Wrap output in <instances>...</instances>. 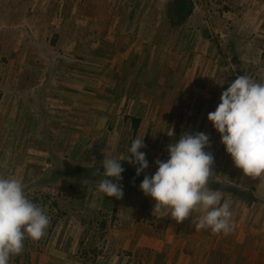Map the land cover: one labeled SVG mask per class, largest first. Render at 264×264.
Returning <instances> with one entry per match:
<instances>
[{"label": "rangeland", "instance_id": "obj_1", "mask_svg": "<svg viewBox=\"0 0 264 264\" xmlns=\"http://www.w3.org/2000/svg\"><path fill=\"white\" fill-rule=\"evenodd\" d=\"M176 1L0 0V176L20 180L50 217L10 264H152L144 244L166 217L152 214L142 181L122 179L116 200L74 169L126 160L139 137L151 176L185 132L209 135L210 187L235 200V227L219 235L264 244L252 229L264 227V178L234 167L207 119L238 75L264 83V0H189L181 26ZM226 187L263 207L246 209Z\"/></svg>", "mask_w": 264, "mask_h": 264}, {"label": "clouds", "instance_id": "obj_2", "mask_svg": "<svg viewBox=\"0 0 264 264\" xmlns=\"http://www.w3.org/2000/svg\"><path fill=\"white\" fill-rule=\"evenodd\" d=\"M208 121L220 136V142L243 176L264 178V83L248 75H238L221 93L220 103L208 113ZM144 138L137 137L128 149L126 160L104 156L99 169L97 190L109 198L123 197L121 161H127L140 176L148 167ZM210 137L203 132H185L178 142L167 147L168 159L155 161L157 170L145 176L140 190L154 201L153 213L170 216L182 223L200 213L197 229L228 235L233 231L232 211L224 193L210 187L214 176V155ZM50 217L45 208L28 198L23 183L0 176V264H10L24 251L25 241L37 242L45 235Z\"/></svg>", "mask_w": 264, "mask_h": 264}, {"label": "crops", "instance_id": "obj_3", "mask_svg": "<svg viewBox=\"0 0 264 264\" xmlns=\"http://www.w3.org/2000/svg\"><path fill=\"white\" fill-rule=\"evenodd\" d=\"M228 198H230L228 201L233 208L236 205L234 204L235 200L232 197ZM226 199L223 198L221 203ZM251 204L253 205H251V209L255 206H258V209L263 207L259 200ZM242 206L244 207V205ZM242 206H239V210L243 209ZM245 206L247 209L250 205ZM199 216V213H193L192 217L186 220L187 224L177 223L166 216L162 222V228L150 227V238L144 245L147 248L146 251H151L150 254L154 258L151 263L156 264L154 263L155 259H161L158 264H264V244L259 247L257 243L244 238L239 232L238 237L232 233L234 236L229 235L226 238L219 234L214 235L210 230L197 229L196 224ZM234 218L235 215L232 211V219ZM242 219L243 217H241ZM232 226L235 227L233 223ZM254 228L258 237L264 236V227L258 225L257 228L253 227L252 229ZM116 232L121 234L125 232V229L121 228ZM255 249L258 251L257 259H253Z\"/></svg>", "mask_w": 264, "mask_h": 264}, {"label": "trees", "instance_id": "obj_4", "mask_svg": "<svg viewBox=\"0 0 264 264\" xmlns=\"http://www.w3.org/2000/svg\"><path fill=\"white\" fill-rule=\"evenodd\" d=\"M171 10L173 11V13L176 16V20L174 22V25L175 26H181L186 21V19L190 16V14L192 12V4L189 0H177L176 4L173 6V9L171 8ZM139 122H140V119L135 120L136 127L138 126ZM122 167L125 169V171L122 173V177H123L122 179L123 180L128 179V181H134V178H136L135 182H141L144 179V177L146 176V175L141 173V175L137 177L135 170L132 171L131 170L132 168L126 167V166H122ZM97 169H99L100 173L103 172L102 167H93V168L77 167L74 169L75 170L74 172L79 175L78 180H81L83 182L84 181H90L93 179L98 181L100 179V176L94 175V172H96ZM128 176H130V177H128ZM214 185H216V184H214ZM226 188L228 191L227 193H229L233 196H239L242 199L244 205H251V203L257 201V198L249 192L236 191L235 189H233L231 187H226Z\"/></svg>", "mask_w": 264, "mask_h": 264}]
</instances>
